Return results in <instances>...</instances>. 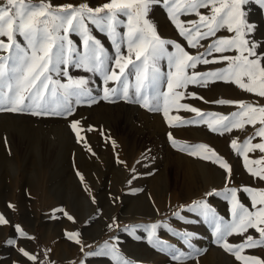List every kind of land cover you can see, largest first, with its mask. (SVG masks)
I'll return each instance as SVG.
<instances>
[{"label":"rangeland","instance_id":"374dc122","mask_svg":"<svg viewBox=\"0 0 264 264\" xmlns=\"http://www.w3.org/2000/svg\"><path fill=\"white\" fill-rule=\"evenodd\" d=\"M106 2L51 0L53 5L88 3L93 8ZM242 8L247 24L253 26L246 38L258 45V53H264V6L258 0H249ZM200 11L209 14L208 9ZM148 18L162 38L180 43L193 55L205 51L187 46L162 5H153ZM194 19L198 18L181 16L185 21ZM120 20L117 32L124 36L127 18ZM89 29L108 55L114 57L115 47L107 34L92 24ZM231 35L226 28L217 32L220 37ZM69 39L78 51H83L82 38L77 33H70ZM121 50L127 54L126 43H122ZM168 50L174 51L171 45ZM159 63L166 75L167 60ZM226 66V63L200 64L189 71L203 73ZM109 67L114 64L110 62ZM66 71L73 79H86L91 93L89 100L81 103H77L76 97L71 98L72 115L0 111V215L7 221L0 224V264H115L111 253L100 254L102 249L107 251L106 244L109 248L115 245L128 264H241L216 243L213 225L189 208L204 200L224 221H231V205L223 193L233 187L264 188V181L248 173L243 156L231 147L233 140L242 145L253 137L261 125H245L242 130L234 129L223 135L203 123L179 125L173 121L178 126L170 127L163 115L162 98L161 111H150L118 95L113 97L114 102H109L103 99L104 88L117 87L114 82L102 84L99 73L74 66H68ZM52 76L67 83V77L55 72ZM128 82L133 95L134 74L128 76ZM160 91H167L166 83L161 82ZM182 91L185 95L179 102L205 114L230 116L239 110L235 105H220L219 100L264 106V98L234 83L190 84ZM91 98L96 102H89ZM177 116L183 121L198 119L194 112L170 109L169 117ZM73 121L79 122L82 137L79 141L70 127ZM169 133L177 145L204 144L215 151L229 164L230 177L211 160L173 147ZM259 142L260 137L252 140L253 144ZM248 156L255 160L264 153L256 150ZM213 190L221 194L206 195ZM238 196L250 207L246 194L238 191ZM152 225H158L152 237L158 244L149 242L148 229ZM72 233H79V243L68 238ZM185 233L193 234L188 243L183 238ZM249 234L258 238L254 229L244 235ZM243 239L233 235L228 242L239 244ZM21 249L36 259L30 260ZM243 254L264 259V247L246 249Z\"/></svg>","mask_w":264,"mask_h":264},{"label":"snow or ice","instance_id":"6c2138e0","mask_svg":"<svg viewBox=\"0 0 264 264\" xmlns=\"http://www.w3.org/2000/svg\"><path fill=\"white\" fill-rule=\"evenodd\" d=\"M248 2L249 0H108L93 8L88 3L53 5L51 0H0V53H7L0 54V111L31 112L32 115H72V97L77 98V103L91 97L86 79H73L68 75L66 68L74 66L85 72L99 73L105 85L109 82L117 85L104 88L103 99L109 102H114L113 97L118 95V98L138 103L150 111H161L162 98L163 115L170 127L178 126L173 121H178L179 125L203 123L211 131L223 135L234 129L242 130L245 125L255 127L259 123L261 127L253 137L246 139L242 145L233 140L231 147L243 156L248 173L264 181V156L255 160H250L248 156V153L256 150L264 153V106H254L243 101H217L220 105L238 107V111L226 116L205 114L179 102L185 95L182 90L188 85L207 86L216 81L234 83L240 89L264 98V53H258V45L246 38L253 30V26L247 24L242 8ZM258 2L264 6V0ZM153 5L163 6L170 22L189 48H204L205 51L193 55L180 43L162 38L155 24L148 18ZM201 9H208L209 14H203ZM193 15L198 19L181 20V16ZM120 17L127 18L126 24H123L127 29L124 36L117 32V27L121 26ZM89 24L107 34L115 47L114 57L109 56L101 41L91 34ZM225 28L233 35L217 36V32ZM73 32L82 38V52L69 39V34ZM206 40L211 42L207 45L201 43ZM122 43L127 45V54L122 53ZM168 45L174 51H169ZM215 53L221 55L216 56ZM164 59L167 60L168 67L166 75L161 71L159 63ZM110 62L114 67H109ZM216 63H226L227 66L203 73L189 71L195 70L200 64ZM53 72L67 77V83L53 79ZM133 74L135 92L130 95L128 76ZM161 82L166 83V92L160 91ZM192 95L195 98V94ZM89 102L96 101L91 98ZM173 108L194 112L198 119L183 121L178 116L170 118L169 111ZM70 127L76 133L78 141L81 140L79 122H71ZM255 137H260L262 142L253 144ZM169 139L179 151L211 160L230 177L229 164L206 145H177L170 133ZM238 191L248 196L250 207L242 202ZM220 194L213 190L206 195ZM223 196L231 205V221H224L204 200L195 202L189 211H197L213 225L216 243L224 251L234 255L241 264H264V259L243 254L246 249L264 247V188L245 186L238 190L233 187L225 191ZM176 215L179 216V213ZM68 219L73 220V217L68 216ZM5 223L6 219L0 215V224ZM157 227L158 225H152L148 229L150 243H159L158 240H152ZM249 229H254L258 238L251 234L245 236ZM21 235H24L22 231ZM192 235L183 234L185 243H188ZM233 235L244 239L239 244H230L228 237ZM78 236L79 233L68 234V238L76 243L80 242ZM189 247H192L191 244ZM104 248L107 251L102 249L100 254L111 253L115 264H128L118 254L115 245L109 248L106 244ZM21 251L30 260L36 259L23 249Z\"/></svg>","mask_w":264,"mask_h":264},{"label":"crops","instance_id":"0c3cea01","mask_svg":"<svg viewBox=\"0 0 264 264\" xmlns=\"http://www.w3.org/2000/svg\"><path fill=\"white\" fill-rule=\"evenodd\" d=\"M99 76H101L100 74H99ZM102 84H104V82L102 81Z\"/></svg>","mask_w":264,"mask_h":264}]
</instances>
